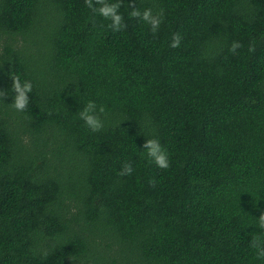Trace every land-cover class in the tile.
I'll return each instance as SVG.
<instances>
[{
	"label": "trees",
	"instance_id": "16d2710c",
	"mask_svg": "<svg viewBox=\"0 0 264 264\" xmlns=\"http://www.w3.org/2000/svg\"><path fill=\"white\" fill-rule=\"evenodd\" d=\"M130 2L155 34L129 0L120 31L84 0H0V264H264V0Z\"/></svg>",
	"mask_w": 264,
	"mask_h": 264
},
{
	"label": "clouds",
	"instance_id": "9594fccd",
	"mask_svg": "<svg viewBox=\"0 0 264 264\" xmlns=\"http://www.w3.org/2000/svg\"><path fill=\"white\" fill-rule=\"evenodd\" d=\"M85 4L93 10V12L98 13L103 19L110 21L108 25L113 31H120L122 28H126L127 25L124 22V17L120 13L119 9L121 7V0H84ZM98 6V7H97ZM129 7H131V11L129 15L133 18L144 21L145 23L150 25V30L155 34L160 24L162 23L163 13L158 12L156 14L153 13L151 8H145L143 12H141L135 4L131 3L129 0ZM181 35L180 33H174L172 36V40L170 43V47L178 48L181 43ZM242 47L239 41H233L232 45L229 49L230 52L235 53L238 48ZM252 50L251 48L249 49ZM12 89L15 93L13 97L12 107L17 111H24L29 104V93L33 90L32 82L29 80H25L23 83L21 82L18 76L12 77ZM0 97L6 99L7 93L5 90L0 89ZM99 113H103L105 110L101 106L99 108ZM80 117L83 119L84 123L87 127L95 132L99 131L103 128V122L100 119V116L97 114V106L95 101H89L80 112ZM142 148L146 150V156L150 159L151 162L155 163L158 168L167 169L170 167L169 155L167 150L161 145L160 141L156 138L146 139ZM133 166L129 162H125L122 165V168L119 172V175H131L133 172ZM154 180L150 181V183L154 184ZM259 227L264 230V212H261L259 215ZM252 246L257 249L256 256L258 258H264V246L259 243L258 238H254L252 241ZM70 261L73 260V257H67Z\"/></svg>",
	"mask_w": 264,
	"mask_h": 264
}]
</instances>
